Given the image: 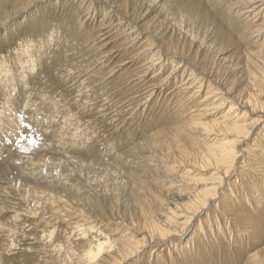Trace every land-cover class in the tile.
I'll return each mask as SVG.
<instances>
[{
    "label": "rangeland",
    "instance_id": "1",
    "mask_svg": "<svg viewBox=\"0 0 264 264\" xmlns=\"http://www.w3.org/2000/svg\"><path fill=\"white\" fill-rule=\"evenodd\" d=\"M81 1L0 0V16L6 17L8 15L7 19L9 14L13 10L15 11L17 7L14 6L15 3L18 2L19 5L22 2H28L24 7L18 8L16 17L6 24L2 25L6 21L0 20V85L2 81L5 83L4 91L6 93L5 95L0 86V111L3 110V105L8 97L9 91L6 88V83L9 81L12 83L13 80H16L15 73L26 71V75L19 78L20 81H25L18 83L17 89H23L29 81L32 85L28 87L30 89L24 90V94L21 90L15 95L17 100H14L13 127L10 133H6L5 130L0 131V222H2L0 224V264H71L73 261H77L78 254L76 256L75 253V256L73 255L74 257L72 256L69 260L66 249L68 250V247L72 245L69 246L68 244L71 242L76 246L86 245L85 241L97 234L91 232V229L90 231L85 229L87 227L84 224L86 219L87 222L94 221L98 230L113 238L109 229L114 228L115 224L113 223L114 226H106L105 223L112 221V217L118 218L117 215L111 214V207L115 202V199L112 198L114 194L119 197L118 204L130 195L128 200L122 204L125 206L124 209L119 207L118 213L123 211L124 215L126 213L127 216H132L139 211L144 202L141 192L147 196H154L153 193H157L158 190L165 191L170 185L175 186L169 191L175 194L174 198L167 200L168 208L172 210L173 205L183 201L182 196L178 195L180 190H182L181 193H197L206 186L210 188L214 182L216 176L211 175L213 174L212 169L200 167V170L192 171V165H190L191 163L187 164L188 161L182 163V159L163 158L160 153H150L144 146V142L151 139L153 130H156L162 124L160 122L166 118V115L161 113H164L166 107H171L167 104L172 101L169 100L167 103L166 99H161L160 96L159 99L158 96H155L152 101L144 105L145 110L140 108L142 112L139 108L135 109L137 105L141 106L140 102L136 103L139 99L135 97L141 94L139 92L142 85L137 80L138 71H140L137 64L140 59L136 62L134 58L132 60L133 53L131 54V51L141 46L139 44L143 38V35H134L138 32L134 29L135 26L138 25L139 28L140 25H147L148 34L151 35L149 37L155 44L157 41L155 28L159 26L161 27L160 30L168 28L169 34L171 32L174 39H178L180 44L187 41L191 42V48L194 50L202 38L206 40L212 33L211 23L206 20V23L203 21L205 14L207 17L205 15L204 17L208 18L210 22H214V25L218 22L228 32H234L232 41L236 44L233 46L237 45L240 48V53L233 56L235 59H232V62L245 63L246 61L250 62L253 68L258 67L260 69V78L253 75V78H250L253 82L250 81L249 86L245 85L244 82L241 84L239 82L236 88L240 89L239 91L245 90L246 93H251V90L258 88V90H264V79L261 77V74L264 73V60L262 59L264 47L259 46L260 42L256 43L255 39H252L255 35V29L244 28L245 25L244 27L239 25V17L235 16L241 8L245 7L244 4L242 5L243 0H123V5H126L127 11L132 7L138 9L136 19L132 15L124 17L112 12L103 14L104 11H111L110 5H114V7L119 5L116 2L118 0ZM189 8L196 10H193L196 14L192 17H187V14L182 11L188 10L189 13ZM181 13L183 14L181 15ZM120 16L125 18L119 24L124 25V27L121 26L120 30L114 27L112 29L105 28V26L117 24L116 19ZM162 21L163 23H161ZM127 27L133 30L127 31ZM152 28L153 30H151ZM223 28L222 30H224ZM240 28L244 29L243 33L239 32ZM110 30H114L113 32L116 34ZM104 32L108 33L103 35ZM111 33L113 36H110ZM236 34L241 37V43L237 42ZM261 35H264V30L260 31L257 37ZM105 37L107 38L104 40ZM194 37L196 40L193 39ZM215 38L216 46L208 48V55L214 56L212 59L218 61L227 57L230 54L229 49H232L233 46L221 44L216 52V47L220 41L216 36ZM67 49L68 51L65 52ZM35 62V69L31 72ZM220 63L221 66L226 64L223 61ZM22 64L23 68H21ZM171 66H165V74L172 69ZM88 69L89 71H87ZM40 71H42L40 75L42 81H35ZM233 75V72L227 70L224 77L229 78ZM262 81L263 83H261ZM43 85L45 86L44 90H42ZM245 86L248 88L245 89ZM202 89L205 92L207 85L203 84ZM38 94H41L40 97L37 96ZM163 95L162 97L165 96ZM133 109L135 111L132 112ZM226 112L223 110L216 114H210L205 120L206 122L223 124L229 122L228 124L232 125V119L240 117L236 109L228 114ZM258 115V113L248 111L244 118L248 122ZM1 121L2 119H0V123ZM1 127L3 126L0 124ZM192 133L193 138L205 143L203 145L218 143V140L214 138L216 133H205L207 139L202 137L204 136L202 132L194 131ZM253 137L255 138V134L249 138ZM249 143L251 142H247V145ZM47 151H52V155L47 156L48 159L57 162H60L61 159L59 156H55V153L59 151L72 153L73 156L67 154V158L71 157L70 160L75 162L76 160L84 162L82 164L87 169L86 173L91 170L88 177L90 176V181L93 182L89 185L90 189L94 191L88 195H91L96 201L89 208L86 205L81 208L72 203V205L69 203L67 205V200L58 201L59 197L57 196L56 199L54 198L56 201L52 202L50 198L52 197L53 200L54 193L49 197L48 191H45L40 184L30 182L28 176L36 177L39 174V171L33 167L32 161L37 159L38 154ZM8 153L27 158L13 156L6 159ZM3 158L4 160L1 162ZM54 168L55 171L51 173L52 175L56 174L54 176L56 179L53 177L55 181L61 179L59 177L62 176L65 178L67 175L64 174L74 173L72 166H65L63 171L59 167ZM95 168L98 170L95 171ZM242 172L245 171L237 168L235 175H233V177L236 176V179H228L230 181H227V184L222 183L221 188L224 191L223 201H228L229 193L234 198V200L223 202V204L228 203L232 208H238L240 211L243 210L241 207L243 203H247L243 198L244 195H246L248 203L250 201L249 195L239 185V182L242 183L247 177L245 176L241 180ZM42 174H48V170H43ZM74 174L77 176V180L73 176L71 177L75 180H73V187H75L73 190L78 188L79 192H77L78 195H72V197L84 199L88 196H85L86 192L82 190V187H86L84 185H88V183L85 184L87 175L79 172ZM255 181L260 182L257 179ZM77 182L83 186H79ZM263 184L260 182L257 186ZM133 185L141 188V192L138 193L139 190L132 188ZM180 185L186 186L181 188ZM259 206L255 201L250 202L249 207H247L250 212L247 215L253 218L258 216L264 218V211ZM219 210V208L216 210L209 208L185 225L180 222L183 220L177 219L174 230L178 237L171 238L168 245L171 246V250L173 247L176 249L184 248L191 243H194V247H196L197 242L195 243L193 239L197 237V233L200 231L206 233L207 237L218 230L226 233V226H223L222 222L226 224L229 221L227 222ZM77 211L78 213H76ZM263 218L262 221H264ZM127 224L120 226V231H124V235H126L123 239L129 238L130 241L140 239V236H133L132 230L129 229L130 225ZM75 225H79V227H75ZM228 225H232L231 222ZM49 233L52 234L47 237ZM120 233L118 236L121 235ZM69 234L72 235L69 237ZM228 235L230 238L224 237L216 240V244L214 241L212 248H208V250L196 248V252L191 258L194 259L191 260L192 264L197 262L198 264H243L248 252H250L249 250L263 248L262 245L254 242L259 239L264 244V234L243 233L241 228L234 227V229L231 228ZM247 236H250L251 239H248ZM11 244H13L12 247ZM151 248L152 246L142 248L141 252L122 262V264H159L161 258L156 260L155 254L150 255ZM165 251L167 252V250ZM70 254L73 253L70 252ZM165 254L167 255V253ZM115 259L109 258L108 264H113Z\"/></svg>",
    "mask_w": 264,
    "mask_h": 264
},
{
    "label": "bare ground",
    "instance_id": "2",
    "mask_svg": "<svg viewBox=\"0 0 264 264\" xmlns=\"http://www.w3.org/2000/svg\"><path fill=\"white\" fill-rule=\"evenodd\" d=\"M116 2L119 5H116V7H114V5H110L109 8L111 9V11L103 10L104 11L103 14H107V12L110 14V12H112L115 15L118 14L124 17H128V16L130 17L132 15L134 19L137 18L136 16V12L138 10L137 8L132 7V9H128L127 11L126 5L125 6L123 5V0H118ZM243 2L244 3H242V5L244 4L245 7L241 8L235 14V16L239 17L238 20L239 25L243 27L245 25L244 28L255 29L254 30L255 35L252 37V39H255L256 43L260 42L259 46L264 47V35L257 37L259 32L264 30V0H243ZM27 3L28 2H22L19 5L18 2L15 3L14 6L17 7L15 8V11L13 10V12L9 14L8 19H7L8 15L6 17L0 16V20L6 21L2 25L6 24L8 21L16 17L18 13V11L16 10L20 7H24ZM189 10H190L189 13L188 10L187 11L182 10V11L183 13L185 12L187 14V17H192L193 15L196 14L194 12L196 11L194 10V8H189ZM183 13H181V15ZM204 15H203V21L205 22L206 20L208 23H211L210 28L213 27L211 30L212 33L210 37L206 40L202 38L199 41L200 39L199 38L198 39L199 42L198 44H196V48L194 50L193 48H191L192 46L191 42L187 41L184 42V44H180L178 39H174L171 36V32L169 34V31L167 30L168 28H166L165 30H160L161 28L160 26L157 28L152 26L157 30L154 31L156 35L155 37L157 38L155 44L150 38L151 35L148 34L147 25L143 26L139 24L140 25L139 28L138 25L134 27V29L138 31L137 34L134 35H143L142 42L140 41L141 44H139L141 46H139L138 49H133V51H131V54L133 53L132 57L130 56V54L129 56L131 57V59L134 58L135 62L136 60L140 59L139 63L137 64L139 66L138 68H140V71H138L139 76L137 80H139V83H141L142 88L139 92V94L140 93L141 94L135 97L138 98L139 100L136 101L135 98L134 100L136 101V103L140 102L141 106L139 107V105H137L135 109L137 110L138 108L139 109L141 108L145 110L144 105L152 101V99L155 98V96L156 97L158 96L157 98H159L160 96L161 99L163 98L166 99L167 103H169L168 102L169 100L172 101L170 102V104H167L168 106L171 107L165 106L166 113L165 111L164 113H161L162 115L165 114L166 118L164 119L163 122H160L162 124L159 125L156 128V130L155 129L153 130L154 132L151 133V139H147L144 142L145 143L144 146L148 149L150 153L151 152L160 153L163 156V158L182 159L183 160L182 163L188 161L187 164L191 163L190 165H192L191 166L192 171H198L200 170L199 169L200 167L212 169L213 174L211 175L216 176L214 182L212 183L210 188L206 186V188H203L201 191L197 193L195 192L181 193L182 190H180V192H178V195L182 196L183 201L179 204L177 203L176 205H173L174 208L172 210H169L168 208L169 204L167 200L170 198H174L175 194H172L169 191H171L175 186L170 185L168 190L165 191L158 190L157 193H153L154 196H147L145 193L141 192V188L134 187L133 185L132 188H136V190H139L138 193L141 192L143 194L144 202L142 203L141 208L135 215L127 216V214L125 213L129 224H127L128 222L125 215L123 214V211L118 213L119 212L118 208L123 207L124 209L125 206H122V204H124L128 200L130 195L126 197L122 201V203L120 201L118 204L119 197L114 194L112 198L115 199L114 200L115 202L113 203V207H111V214L114 216L117 215L118 218L111 216L112 221L105 223L106 226H114L115 224L114 228L109 229V231L113 235V238H111L110 235H108L107 233H106L107 235H105L100 230H98L96 228L97 227L96 224H94V221L87 222L86 219L84 221L85 226H87L85 229H87L88 231H90L91 229V232H96L97 234L93 235L90 240L85 241L86 245L76 246L71 242L70 244H68L69 246L72 245L71 246L72 250L71 247H68V250L66 249V255L68 259L69 258L71 259L75 253L76 256L78 254L76 258L77 261L75 262L73 261V263L71 264H108L109 258L115 259L114 257H116L117 259H115L116 261L113 262V264H122V262L129 260L134 255H137L139 252H141L142 248L148 246H152L149 253L150 255L155 254L156 260L158 259L160 260L161 258L159 264H184V263L189 264V262L190 264H192L191 260L194 259L191 258L193 257V254L196 252V248H199L201 250L203 249L208 250V248H212L214 241L216 244V240H220L224 237L230 238V235H228V233L231 230V228L234 229V227H238L241 228V232L251 233L253 235L255 233L257 235L258 233L264 234V229L262 230V228L264 227V221H262L263 217L258 216L257 218H253L252 216L249 217L247 215V213L250 212V210L247 207H249L250 202L252 201H255L257 204H259L260 205L259 207L262 209V211H264L263 209L264 188H262L264 184L260 185L259 187L257 186V184L259 185L260 182L264 183V90H258L259 89L258 88L251 90V93H246L244 92L245 90L243 91L241 89L242 91H239L240 89L236 88L238 87L239 82L240 84L241 82H244L245 85L249 86L250 81L251 83L253 82L252 79L250 80V78H253L252 77L253 75L258 76L260 78V69L258 67L253 68L250 62H246V61L245 63L243 62L233 63L232 61L235 59V57L233 59V56L235 55L237 56V54L240 53L239 51L240 48L237 45L233 46V44H236L233 43L232 41V38H234L233 35L234 32L233 33L228 32L226 29L223 28L222 24H219L218 22L214 25V22H210L208 18H205L207 16L205 15L204 17ZM122 16L116 19L119 23L117 22V24H115L114 26L104 25L105 28L112 29V27H114L120 30L121 26L124 27V25H119L125 19ZM161 23H163V21ZM153 28L151 30H153ZM222 28L224 30H222ZM130 29L132 28L127 27L126 30L129 31ZM243 30L244 29L240 28L239 32L243 33ZM108 32H104L103 35L107 34ZM132 32L131 34H133ZM240 33L238 34L240 35ZM238 34H236V36ZM110 36H113V34ZM215 36L220 41V43L216 47V52L218 51L217 49H219L221 44L233 46L232 49H229L230 54L225 58L219 59L218 61H214V59H212L214 58V56L210 57L208 55V48H211L214 45L216 46L215 43H217V41ZM127 37L129 38L130 36ZM106 38L107 37H105L104 40ZM237 38H238L237 42L241 43V37L237 36ZM193 39H195V37ZM242 49H243V45H242ZM67 51L68 49L65 50V52ZM216 58L217 57L215 56V59ZM262 59L264 60V57ZM221 61H223L226 64L225 65L222 64L221 66L220 63ZM33 64H32L33 68L31 69V72L34 71L35 69L34 66L36 62ZM167 65H172L171 66L172 69L165 74L164 68ZM21 68H23V64L21 65ZM154 70L156 71L153 72ZM227 70L233 72L234 75L229 78L224 77L225 72ZM87 71H89V69ZM235 71L237 72L235 73ZM15 74H16V80H13L12 83L10 81L6 83V88L9 91L8 97L3 105V110L0 111V119H2L0 124L1 126H3L0 128V131L2 132L5 130L6 133H10V130L13 127V115H12L14 111L13 106L15 103L14 100H17L16 99L17 97L15 95H17L18 91L21 90H23L22 93L24 94L25 93L24 90L26 91L27 89H30L28 88L29 86H32L31 82L29 81L27 83L28 85L26 84L23 89L21 90L17 89L18 83L20 84L23 81H25V80L20 81L19 78L21 76L26 75V71H21L20 73H15ZM41 74L42 71H40L39 76L35 78L36 79L35 81L40 80ZM261 77L264 79V73L261 74ZM41 83L43 84V82ZM261 83H263V81ZM4 84L5 83L2 81L0 86L4 94L6 95L4 91L5 88ZM135 84L137 85L136 81ZM203 84L207 85V90L205 92H203L202 89ZM44 87L45 86L43 85L42 90H44L43 89ZM246 88L248 87L245 86V89ZM164 90H166L165 93H163ZM40 95L38 94L37 96L40 97ZM162 95L164 97H162ZM44 100H45V96H44ZM155 101L157 102V100ZM26 107L28 108V106ZM233 109H236L238 111L237 113L239 114L240 117H236L237 119H232L233 122L232 125L228 124L229 122H225L226 124H223V123L206 122L205 120L210 114H216L223 110H226L227 111L226 113L228 114ZM133 111L135 110L133 109L132 112ZM248 111L250 113L253 112L258 113L259 115L255 119H250V121L247 122L245 121L244 117H246ZM140 112H142V110ZM194 131L202 132V134H204V136L202 137L205 139L208 138L205 133H209V134H212L210 132L216 133L214 135V138L218 140V143L203 145L205 143H201L198 139L192 137L193 134L192 132ZM252 134H255V138L254 137L249 138ZM249 141L251 143L247 145V142ZM67 154L71 155L72 153L59 151L54 154L55 156H59V159H61L60 162L53 161L52 159H48L47 156L52 155V151L50 152L47 151L44 153L42 152L38 154L37 159L33 160L32 162L34 164L33 167L39 171V174L36 177L33 175L31 177L28 176V178L30 179L31 183L40 184L41 187L45 189V191H48L49 193L48 196L49 195L52 196V194L54 193L55 195L53 197V200L51 199L52 197L50 198L52 202L56 199L57 196L59 197L58 201L62 202L64 200H67L68 201L67 205L77 204L76 206H79L81 208H84L86 205L87 208H89V206L95 203L96 201L95 198H93L91 195H88L90 192L94 191L93 189L92 190L90 189V185H89L90 183L93 182L92 180L90 181V176L88 177L91 170L89 173H86L87 169H85L83 165L84 162L77 160L76 162L71 161L70 159L72 158L71 157L67 158L66 156ZM7 156L8 157L6 159H8L9 157L12 158L13 156L14 157L17 156L18 158L19 157L25 159L27 158L24 156H19L17 154H10V153H8ZM71 156H73V154ZM130 157L132 159L131 155ZM3 160L4 158L1 159V162ZM65 166H72L74 168V173L79 172L83 175H87L85 184L88 183V185H84L86 187H82L83 185L82 184L80 185V183L77 182V184L82 187V190L86 192L85 196L88 195L87 197L84 196L85 197L84 199L72 197V195L75 196L78 195L77 192H79L78 188L77 190H73L75 189V187H73L75 181L74 179L77 180V176L74 173L64 174L65 176L67 175L65 178H63L62 176L59 177L61 179L55 181L56 178L54 176L56 174L52 175L51 173L52 171H55L54 167L56 168L59 167L60 170L63 171ZM186 167H189V165H186ZM237 168H241V170L245 171L241 173V180L245 176L247 177L242 181V183L240 181L239 185L242 186L241 189H243L245 193L249 195L250 198V201L248 203V199L246 195H244L243 198L247 201V203L244 202L243 203L244 206L243 205L241 206L243 208L242 211H240V209L238 208L237 209L232 208V206H230L228 203L223 204V202L234 200L232 194L230 193L228 194V201L227 200L223 201L222 199L224 195V191L221 190L222 183L227 184V181L229 182L230 180H235L236 176L233 177V175H235ZM43 170H48V174L43 175L42 174ZM96 170L98 169L95 168V171ZM72 176L74 179L71 178ZM64 179L66 180L63 183ZM255 179L259 180L260 182L258 181L256 182ZM185 186L186 185H180L181 188H184ZM235 196L237 197L236 194ZM64 206H66V203H64ZM209 208H213V210L219 208L220 209L219 211L221 212L223 217L227 219V222L228 221H229L228 223L231 222L232 225H228V223L224 224V222H222L223 226H226L227 229L225 230L226 233H224V231L222 230H218L214 234L207 237L206 233L200 231L197 233V237H194L193 239L195 243L197 242L196 247H194L195 246L194 243H191L190 245L187 244L184 248L181 247L179 249H176L175 247H173V249L171 250V246H168L171 238L174 236L178 237V235H176L177 232L174 230L176 220L177 219H179V221L183 220L180 222L185 225L189 221L193 220L198 214H200L205 210H208ZM76 213H78V211ZM0 224H2V222H0ZM125 224L130 225L129 229L132 230L133 236H140L141 238L138 239L137 241H130L129 238L123 239V237H125L126 235H124V231L123 232L120 231L121 229L120 226H125ZM76 226L79 227V225H75V227ZM14 231L16 232L15 229ZM119 232H121L120 236H118ZM51 234L52 233H49L47 237L51 236ZM71 235L69 234V237ZM232 237L233 236L231 235V238ZM247 238L251 239L250 236H247ZM254 243H258V245H262L264 248L263 241L258 239ZM12 246L13 244H11V247ZM74 247L78 249H75ZM58 248L60 249V247H57V249ZM263 248L249 250L250 252H248L247 258L243 264H264V251H262ZM57 249L54 250L56 251ZM165 250H167V252ZM70 252L73 254H70ZM165 253H167V255ZM194 264H198V262Z\"/></svg>",
    "mask_w": 264,
    "mask_h": 264
}]
</instances>
